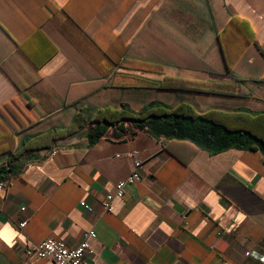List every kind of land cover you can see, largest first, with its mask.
Returning a JSON list of instances; mask_svg holds the SVG:
<instances>
[{"label": "crops", "instance_id": "obj_1", "mask_svg": "<svg viewBox=\"0 0 264 264\" xmlns=\"http://www.w3.org/2000/svg\"><path fill=\"white\" fill-rule=\"evenodd\" d=\"M153 100L264 113V0H0V160L80 108ZM85 135L32 152L0 188V264H24L48 237L76 247L89 230L86 264H264L259 150L211 155L146 132L87 147ZM134 159L140 180L102 211Z\"/></svg>", "mask_w": 264, "mask_h": 264}, {"label": "trees", "instance_id": "obj_2", "mask_svg": "<svg viewBox=\"0 0 264 264\" xmlns=\"http://www.w3.org/2000/svg\"><path fill=\"white\" fill-rule=\"evenodd\" d=\"M234 19L231 17L229 21ZM223 32L217 35L219 43ZM235 80L240 81L237 77ZM159 88L177 86L163 82ZM17 121L20 120L17 118ZM30 125L21 124L20 128L24 130ZM81 131H85L87 147L101 138L120 142L146 132L154 138L187 140L211 155L228 149H257L264 155V113L221 110L199 113L186 103L172 107L158 100L150 101L139 109L121 103L119 108H99L92 115L86 108H80L67 126L51 127L23 138L14 150L6 154L5 160H0V183H8L11 177L19 174L26 161L24 158L31 156L32 152L49 151L56 141Z\"/></svg>", "mask_w": 264, "mask_h": 264}, {"label": "built area", "instance_id": "obj_3", "mask_svg": "<svg viewBox=\"0 0 264 264\" xmlns=\"http://www.w3.org/2000/svg\"><path fill=\"white\" fill-rule=\"evenodd\" d=\"M50 153H54L53 148L50 149ZM8 155L5 156V159ZM141 167V162L138 159L133 160V169L131 173L117 181L114 184V190L108 192L102 203V211H110L112 209L111 203L114 198H121L125 193V184L137 182L140 180L139 168ZM6 183H0V188H3ZM79 205L86 212L91 213L93 211L92 206L87 204L85 201H81ZM24 210V208H21ZM27 223V219H23L19 224V228H23ZM92 230H89L84 234L83 240L79 242L76 247L69 248L66 246L64 241L48 237L39 243L26 247L23 253L24 264H33V259L35 258H45L50 260L51 264H86L85 256L90 253L89 245L87 242V237L93 236Z\"/></svg>", "mask_w": 264, "mask_h": 264}, {"label": "rangeland", "instance_id": "obj_4", "mask_svg": "<svg viewBox=\"0 0 264 264\" xmlns=\"http://www.w3.org/2000/svg\"><path fill=\"white\" fill-rule=\"evenodd\" d=\"M191 106V105H190ZM139 109V108H138Z\"/></svg>", "mask_w": 264, "mask_h": 264}]
</instances>
